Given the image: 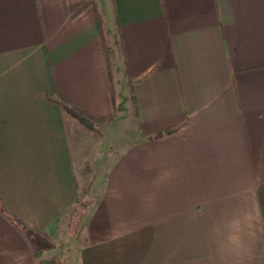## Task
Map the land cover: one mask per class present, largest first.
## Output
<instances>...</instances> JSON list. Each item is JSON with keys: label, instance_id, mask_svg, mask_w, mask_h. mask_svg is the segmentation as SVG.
<instances>
[{"label": "crops", "instance_id": "obj_1", "mask_svg": "<svg viewBox=\"0 0 264 264\" xmlns=\"http://www.w3.org/2000/svg\"><path fill=\"white\" fill-rule=\"evenodd\" d=\"M263 186L264 0H0V264L57 259L83 193L69 264H261Z\"/></svg>", "mask_w": 264, "mask_h": 264}, {"label": "trees", "instance_id": "obj_2", "mask_svg": "<svg viewBox=\"0 0 264 264\" xmlns=\"http://www.w3.org/2000/svg\"><path fill=\"white\" fill-rule=\"evenodd\" d=\"M89 6L94 9L96 20H97L98 25L100 27V31L102 32V19H101L100 14L97 11L95 5L93 4V2L87 1V2L83 3L79 7V9L76 11V13H79L80 11L84 10L85 8H87ZM104 56H105L108 72L110 73V52L108 51V48L105 46V44H104ZM57 98H58V100L56 101V104L60 105V107L64 110V112L67 115L71 116L79 124L83 125L84 127H86L87 129H90V130H92L94 123L110 122L115 117V111L116 110L114 111L113 115H111L110 117L101 118V119H94L91 116H89L85 111H83L81 108H79L75 104L71 103L67 99H64L63 97H59V96ZM131 98L133 99L132 94H131ZM256 197H257L258 206H259V210L261 213L262 223H263V228H264V186L259 187L257 189ZM89 204H90V200L88 199V197L86 195H84V200L79 198L77 203H76V207L74 209V214L72 215V217H73L72 220L73 221L79 220L83 216V214L85 213L87 208L89 207ZM2 212H3L4 216H6V217L8 216L4 210H2ZM7 219L10 221V223L13 226L18 228V230L21 231L27 239L33 241L36 244H40L42 242V240L39 239L32 231L23 227L14 218L7 217ZM40 264H58V263L54 258H51V259L40 261ZM261 264H263V261Z\"/></svg>", "mask_w": 264, "mask_h": 264}, {"label": "rangeland", "instance_id": "obj_3", "mask_svg": "<svg viewBox=\"0 0 264 264\" xmlns=\"http://www.w3.org/2000/svg\"><path fill=\"white\" fill-rule=\"evenodd\" d=\"M112 50H113V53H115V55H116L117 53H116L115 49L112 48ZM115 79H117V76H115ZM132 120H133V115L129 114V117H127L126 119H123L122 123L117 124L116 127H114L113 129L111 128V131H113L115 136H116V140H115L116 142H117V138L119 137V134H118L117 131H120L121 134L126 135L129 132V130H130V121H132ZM79 125H81V124H79ZM94 126H95V128L92 127V130L97 132V129H98L99 133L102 132L101 126H98V125L97 126L94 125ZM88 130H90V129H88ZM81 131H86V133H87V130H81ZM69 133H70V135H69L70 137L71 136L74 137L72 135V132H69ZM77 142H79L78 138H77ZM96 142H98V145H99V144H101L102 141H99V140L93 138V136L90 137V138L88 136L87 139L84 138V136H82L81 143L80 142L79 143L82 144L83 148L80 150V152H83V154L85 153L88 157H89V155H92L93 153L96 154L97 153V149H96V151L93 150V148H95L94 144H97ZM130 142H133V140L130 141ZM92 151H93V153H92ZM83 194H85V193H83ZM83 194L80 195V199H82V200H84V195ZM73 214H74V212L70 216H68V221H67L68 225H66L64 230H63V236L62 237H65V236L68 235L69 236V238H67L68 240L66 238L63 239V241L61 242L62 243L61 244L62 245V249L60 251L56 250V251L52 252V250H51V252H52L51 254L52 255L55 254V257L57 259H55V258L54 259L59 264H69L72 260H74V258H76V255H77V252H78V250L77 249L75 250V248L73 249L72 246H70V244L68 245V242L77 233H78V235L80 237H82L81 235L83 234V229H84V226H85L84 222L85 221L82 219V217L79 220H77V221H73L72 220L73 219V217H72ZM84 215H85V213L83 214V216ZM80 241H82V238H80ZM63 244H65L66 246H64ZM65 247L67 248L66 249L67 252H65L64 249H63ZM51 257H53V256H51ZM47 259H51V258H45L43 260H47ZM263 264H264V259H263Z\"/></svg>", "mask_w": 264, "mask_h": 264}]
</instances>
